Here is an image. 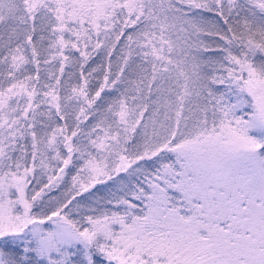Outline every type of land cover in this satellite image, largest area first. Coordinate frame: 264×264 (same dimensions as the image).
I'll list each match as a JSON object with an SVG mask.
<instances>
[{"label": "snow or ice", "instance_id": "1", "mask_svg": "<svg viewBox=\"0 0 264 264\" xmlns=\"http://www.w3.org/2000/svg\"><path fill=\"white\" fill-rule=\"evenodd\" d=\"M0 264H264V0H0Z\"/></svg>", "mask_w": 264, "mask_h": 264}]
</instances>
